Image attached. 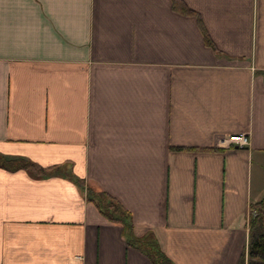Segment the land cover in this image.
Instances as JSON below:
<instances>
[{"label": "crops", "instance_id": "1", "mask_svg": "<svg viewBox=\"0 0 264 264\" xmlns=\"http://www.w3.org/2000/svg\"><path fill=\"white\" fill-rule=\"evenodd\" d=\"M181 1L195 15L0 0V157L48 168H0V264H152L89 191L172 264L238 263L264 197V0Z\"/></svg>", "mask_w": 264, "mask_h": 264}, {"label": "trees", "instance_id": "2", "mask_svg": "<svg viewBox=\"0 0 264 264\" xmlns=\"http://www.w3.org/2000/svg\"><path fill=\"white\" fill-rule=\"evenodd\" d=\"M174 11L184 15H195L181 0H171ZM199 28L203 34L207 47L215 50L209 36L198 19ZM209 151V149H206ZM0 168L15 171L27 170L32 173L43 175L48 168H42L32 162L20 158L0 157ZM88 197L93 201L101 213L113 223L123 226V236L128 246H133L142 252L152 264H172V262L161 252L159 245L152 233L138 238L132 231L130 215L110 196L105 193L95 194ZM247 244L245 251L241 253L237 264H264V197L249 205L247 216Z\"/></svg>", "mask_w": 264, "mask_h": 264}, {"label": "built area", "instance_id": "3", "mask_svg": "<svg viewBox=\"0 0 264 264\" xmlns=\"http://www.w3.org/2000/svg\"><path fill=\"white\" fill-rule=\"evenodd\" d=\"M226 142L238 147H245L248 144V138L244 135H233L227 138Z\"/></svg>", "mask_w": 264, "mask_h": 264}]
</instances>
